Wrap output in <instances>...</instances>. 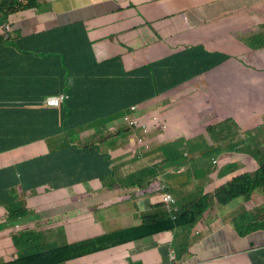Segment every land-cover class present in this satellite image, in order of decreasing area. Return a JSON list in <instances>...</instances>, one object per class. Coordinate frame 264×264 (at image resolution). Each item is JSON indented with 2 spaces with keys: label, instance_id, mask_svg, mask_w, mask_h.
I'll return each instance as SVG.
<instances>
[{
  "label": "crops",
  "instance_id": "1",
  "mask_svg": "<svg viewBox=\"0 0 264 264\" xmlns=\"http://www.w3.org/2000/svg\"><path fill=\"white\" fill-rule=\"evenodd\" d=\"M263 2L242 0L236 5L235 0H48L35 10L10 16L8 37L16 39H31L45 31L61 34L64 33L63 26L79 24L93 43L96 61L108 66L109 60L119 59L116 70L122 73L135 72L149 63L169 58L188 48L192 41L194 45L198 43L206 32L215 39L216 50L246 61L232 60L223 64L224 71L235 82L245 70V81L257 88L261 96L258 107H249L248 103L241 106L239 94L235 102L222 99L236 89L221 84L212 95L211 91H205L210 95L206 100V95L183 99L174 91L155 98L151 113L160 114L167 123L166 132L157 146L167 147L166 151L173 149L170 154L175 158L169 167L164 166L168 161L164 163L163 153L151 151L135 157L133 152L124 151L127 136L101 143L108 135L105 129L100 134L92 128L82 129L65 136V140L58 135L33 142L36 139L21 136L22 145L4 153L0 151V173L18 167L16 175L11 177L0 174V179L5 180L0 185V219L10 215L8 206L16 209L14 193L9 190L12 185L9 184L19 182L26 192L23 194L17 190L22 199V204L17 205L29 212L32 204L45 207L41 215H36L41 219L38 229L57 245H72L139 226L146 215L144 213L159 204L160 193L137 198L138 189L133 186L104 187L99 179H95L106 174L104 162L96 154L87 155L83 150L91 145L100 146L102 154L111 155L119 181L140 171H146L148 177L151 176L149 180L154 178L152 175L162 176L159 180L163 189L168 190L167 194L177 202L179 197L188 201L198 198L199 194L211 196L217 187L244 172V169L236 171L240 166L246 171H254L258 163L249 156L256 154L254 149L258 150L259 159L264 163V142L258 143L254 137L247 136L245 142L238 143L237 112L240 106L246 108L244 115L247 118L240 125L249 124L253 129L264 127V87H258L261 81L264 82V55L255 52L248 60L245 52L249 50L235 34H250L253 30L252 26L246 28L243 24L250 15L240 9ZM224 22L226 27L222 28ZM235 24L238 26L232 27ZM150 30L154 36L160 34L164 41L147 43L144 35ZM216 30L220 31L214 33ZM163 35L174 37L180 46L174 48L175 43ZM196 102L198 106L194 107ZM175 104H180L181 108ZM183 109L184 117H181L179 113ZM228 120L236 125L207 130L222 121L226 124ZM112 124L120 125V120ZM34 131L40 135L41 127ZM208 132L212 135L209 136ZM184 140L186 145L183 146ZM243 147L245 153L233 150ZM38 159L41 163L28 165ZM214 160L219 164L212 166ZM180 164L184 166L176 171ZM33 168H37L41 181L40 188L35 191L31 188ZM149 169L152 175L148 174ZM121 196L131 199L118 202ZM160 207L151 215L161 216L166 208L170 209ZM244 210H255L258 220L264 219V192H256L249 202L234 201L224 207L211 201L209 212L191 229L144 237L67 264H170L171 254L177 255V264H264V231L243 239L234 228L233 220Z\"/></svg>",
  "mask_w": 264,
  "mask_h": 264
},
{
  "label": "trees",
  "instance_id": "2",
  "mask_svg": "<svg viewBox=\"0 0 264 264\" xmlns=\"http://www.w3.org/2000/svg\"><path fill=\"white\" fill-rule=\"evenodd\" d=\"M39 6V0H1V25L8 21L9 16ZM63 31L64 33L61 34L44 32L46 34H36L37 36L31 39L20 38L15 40L17 46L0 36L1 152L16 149L23 144L21 136L25 137L26 122L32 116H36L40 123L41 133L38 137L30 140H42L47 138L48 134L55 135L63 130L61 123L71 124L72 120L69 116L70 114L72 116L80 115L82 113L80 106L94 110L99 115L107 110L122 113L131 105L148 99L150 95L168 91L186 80L211 71L216 65V54H208L203 49L204 44L191 46L181 51L174 60H165L155 64L153 75L144 73L141 76V87L124 85L127 81L135 79V77L125 76L118 81L108 96L97 100L81 92L87 80L79 79L85 73L86 76L92 75L98 68L87 34L81 27L76 28V26L63 28ZM226 60L227 57L223 55L221 61L225 62ZM104 66L110 73L108 66ZM226 82L230 83L228 80ZM138 87H140L139 92L142 96H138L136 92ZM237 90L241 106H246L251 98L258 100L255 97V91L244 94L242 88ZM66 91H69L71 97L64 103L61 111L43 107L46 97L59 95ZM228 96L229 101L235 102L234 95L228 94ZM241 106L240 109H244ZM253 151L256 152L253 157L259 162V170L254 174H243L238 179H233L218 188L214 197L219 204L223 205L235 198H249L257 191L264 192V163L262 159H259L258 150L254 149ZM39 163H41L40 159L32 160L28 162V165L35 166ZM25 166L26 164L23 165V167ZM32 171L31 188L36 190L40 188L41 181L37 168H33ZM17 172L18 167L14 170L15 174ZM0 174L11 177L13 173L5 171ZM2 179H0V183ZM144 182L145 176L142 172L133 185L143 188ZM199 200L205 203L202 208L197 207ZM14 207L16 209L8 206L10 219H23L29 216L34 218V215L26 211L22 205L14 204ZM207 207L208 197H203L192 206L181 210L175 218L167 215L146 216L138 227L108 233L74 245L57 246L47 239L44 231L23 232L19 237H14L12 242L17 249L24 247L23 253L15 260L0 264H64L81 257L94 255L110 247L174 229L180 223L187 222L192 225L200 219ZM257 229L264 230V223L257 226Z\"/></svg>",
  "mask_w": 264,
  "mask_h": 264
},
{
  "label": "clouds",
  "instance_id": "3",
  "mask_svg": "<svg viewBox=\"0 0 264 264\" xmlns=\"http://www.w3.org/2000/svg\"><path fill=\"white\" fill-rule=\"evenodd\" d=\"M39 1H40V6H41L42 4L46 3L48 0H39ZM258 6L264 7V2H263V4H260ZM35 9H37V8H35ZM35 9H32V10H35ZM247 9H249V8L247 7ZM32 10H29V11H32ZM240 10L246 12L244 8H242ZM29 11H25V12H29ZM25 12H21L18 14H22ZM18 14H14V15H18ZM1 19H2V16H1L0 20ZM79 21H84V20H79ZM8 23L9 22L7 21L5 24L0 26L1 27L0 28V36L4 37L6 40L14 43L15 46H17V44L15 43V40H17V39L12 38V37H10V38L8 37L9 36L8 32H10ZM71 26H76V28H78L79 24H77V25L71 24V25L63 26L62 28L71 27ZM252 29L253 30H251L250 34H245V35L239 34V36H237L238 40L250 52H252V53L260 52L262 57H263V55H264V28L256 30V23H253ZM45 32H47V31H45ZM42 33H44V32H42ZM163 36H165L169 42L173 41L175 43L174 48L177 49L180 46V43L178 41H176L174 39V37H172L170 35H163ZM244 36L248 37L247 40L243 39ZM87 39H88V42L91 44V50L93 52L92 55L94 58L95 54L93 51V43L91 41H89V38H87ZM154 39L161 41V42L164 41V39L162 38V36L160 34L155 35ZM249 41H252L253 44H249ZM146 42L148 43L149 41L146 39ZM199 44H201V40L199 41V43H197L195 45L189 44V47L199 46ZM215 48H216V41L214 38L209 36L203 49L208 54H216V65L211 71L200 74V75H198L192 79L186 80L182 84H180V85H178L172 89H169L168 91L161 92V93H155L153 95H150L148 97V99L144 100L143 102L131 105L127 110H125L122 113H117L113 110H107L103 114L99 115L94 110L88 109L84 106H80V109L82 111V113L80 115L72 116V114H70L69 118L72 120L71 124H67L66 122L61 123L63 130H60L55 135L48 134V137L45 139H42V140H46L48 138L56 137L58 135H62L64 140H65V136H67L71 133H74L75 131H79L82 129L84 130L87 128L95 129L98 134L103 133L104 132L103 129H105L106 132H108V135L106 136L104 141L101 143H107V141L111 140V139H118L120 136H127L128 140H127L126 144L123 145V148L128 147V151L133 152L132 154H134L135 157H141L144 153H149V152L153 151L154 147L156 145L160 144V141L163 138L162 134H164L166 132V129H167V123L164 120L163 116H161L160 114H157V113H149V114L146 113L147 109L153 110L154 107L152 105H151V107H147V106H148V104H153V101L155 98L160 97L162 95H165L167 93H170L172 91H175L176 95L181 94L183 96V99H186V98L194 99L198 95H206V93H205L206 90L211 91L210 95H212L214 92H216L218 90V88L221 84H228L229 86H232V83L234 82V80L224 71L226 67H224L222 65L223 64L225 65L226 63H228L232 60H237L241 63L243 59L239 58V57H237L231 53H227V52L222 51V50H216ZM186 49H184V50H186ZM181 51H183V50H181ZM181 51L175 53L173 56H171L169 58L160 60L158 62L155 61V62L149 63V65L143 66V67L137 69V71H135V72L132 71V72H127V73H122V72L116 70L118 61L120 62L119 59L118 60L112 59V60L108 61V69L110 71V73H109L106 70L104 64L97 62L96 59L94 58L95 62L98 65V68H97V70L94 71V73L92 75L86 76L87 74L85 73L84 75L79 77L80 80H85V81L87 80V82L85 83L81 92L84 93L86 96H91V97L96 98L97 100H100V99L108 96L112 92V90L114 89V86L118 83V81L125 76L126 77H135V79L131 80V81H127L124 85L129 86V87H134V86L138 85L141 87V81H142L141 76L144 73L149 74V75H153L155 64L160 63V62L165 61V60H174L181 53ZM223 55L227 57V60L225 62L221 61V58ZM99 65L101 66L102 69L99 67ZM220 66H222V67L219 68ZM200 77L203 78V81L200 83V90L197 92L194 88H192V86H193V82ZM227 80L230 81V83L226 82ZM206 82H208V83H206ZM104 85L107 87H105ZM140 87H138L136 89L138 96H142V94L139 92ZM260 87H264V82H262V81L260 82ZM256 89H255V91H256ZM228 94H232L235 96V99H238L237 94H239V93H238L237 89L228 93ZM228 94L225 95L222 99L229 101ZM206 96H205V100L209 97L208 95H206ZM70 97L71 96L69 94V91L61 93L59 95L48 96L43 101V107L46 109H50V110L54 109V111H61L63 106H64V103L67 102L70 99ZM196 106H198L197 102L195 103L194 107H196ZM116 120H120V125L112 124ZM73 123H75V124H73ZM52 124H54V122H52ZM38 127H40V123L38 122L36 116H32L31 119H27L26 126L24 128L25 132H26V135L24 138L31 139L33 136H38L39 133L37 131H34V129L38 128ZM211 128H212V126H209L207 128V130L209 129L211 131L212 130ZM259 129H260V131H263L264 127L261 126V127H259ZM208 134H209V136L212 135L210 132H208ZM33 142H37V141L33 140ZM154 142H156V143H154ZM127 143H129V144H127ZM68 147L69 146L67 145V148ZM163 148L164 149H163L162 153H163L164 163H165V161H168L164 164V166L169 167V166H171V164H173L174 159H175L170 154V151L173 149H171L170 151H166L167 147L163 146ZM12 150H14V149H12ZM83 150L86 152L87 155L96 154V156H98V159H100L104 162V170H105L106 174H103L100 177L95 178V179H99L103 183L104 187H106V188L111 187V189H117V188L124 187L126 185L127 186H133L134 188L138 189V192L135 194V197H137V198H141L144 195H148V194L153 193V192H159L160 193L159 204L152 206L150 209H152L154 207H159L161 209L160 206H164L165 208L167 206L170 209L168 210L166 208L165 214H163L161 216L167 215L171 218H175L177 213H179L181 211V208H179L177 205V201H175L176 199H174L170 194H167V192H169L168 190L163 189L164 186H162V182H161V180H159V176L156 175V177L152 178V180H149L147 172L146 171H140V172H138L132 176L127 177L123 181H119L118 176H117L115 169H114V163H113V160L111 158V155L102 154L101 153V147L95 146V145L84 147ZM233 150L241 152L237 148H233ZM185 151H186V149H184L183 153ZM5 152H7V151H5ZM1 153H4V152H1ZM242 153H245V152H242ZM249 156L250 157L254 156V154H252V155L250 154ZM253 159L258 164L257 165L255 164L256 169L254 171H249V173L254 174L259 170L260 165H259V162L254 157L252 158V161H253ZM107 162L109 163L108 165H107ZM169 163H170V165H169ZM218 164H219V161L214 160L212 166L218 165ZM182 166H184V164H180L177 167L176 171H178L180 169V167H182ZM15 168L16 167L10 168L11 172L13 173L12 175H16L14 173ZM232 168H233V166H232ZM5 171H7V170H4L2 173H4ZM142 172L145 176V182L143 184V188L139 187L138 185H133V183L137 182L138 176ZM244 174H246V172H244ZM102 177H104L105 179L102 180L101 179ZM233 179L234 178H232L228 182L232 181ZM4 182H5V180L2 179V182L0 183V185H2ZM155 184L156 185L159 184V186L156 188V187H154ZM220 187H217V189L213 192V194L211 196H209L208 194L204 195V197H208V207L207 208L210 209V202L211 201H214L219 206H227V205H229L230 202H234V201L249 202L251 200L252 196L256 193V192H254L249 198H242V197L235 198V199H232L229 202L222 205V204H219L214 197L216 191ZM152 188H155V189H152ZM18 189H20L23 194L26 192V189L24 188V186L19 182L15 183V186H13V184H12V187L9 188V190H11L14 193L13 197H14L15 202L19 198V195L17 194ZM33 191H35V190H33ZM164 192H166V193H164ZM257 192H260V191H257ZM129 199H131V198H128L127 196H121L120 198H118V202H122L124 200H129ZM197 199H199V198H197ZM36 207L37 208L42 207V205L40 204ZM43 211H41V212H43ZM155 212H157V211H155ZM151 213H154V212H149V211L146 212L145 213L146 215L143 217V219L146 216H151ZM204 214L205 213L203 212L201 214L200 219L197 220L192 225L188 224L187 222L186 223H180V225L178 227H175L174 229L162 231L159 233L174 232L175 230H180V229H191L197 223H199L200 221L203 220ZM255 214H256L255 210L254 211L244 210L243 212L240 213V215H238L233 220L234 228L238 234L244 235V234L255 233L257 231H260L257 229V226L263 224L264 219L258 220V218L255 216ZM33 215H34V217H37L36 214H33ZM158 217H160V216H158ZM4 219H6V221H8L10 224H16V225H14L15 227L20 226V222L17 220H23V222L26 221V224L23 225L24 227L21 226L18 231L22 230L23 232L29 231V232H35V233L41 231L38 229L40 221L39 220L33 221V218L30 216L27 218H23V219L13 220V219H10L9 215H6L4 217ZM143 219H142V221H143ZM126 230H128V229H126ZM120 231H122V230H120ZM262 231H264V230H262ZM18 233L19 232H17V234ZM159 233L153 234L151 236L157 235ZM47 239L52 241V242H55L52 238L47 237ZM89 239H92V238H89ZM89 239H85V240H89ZM83 241L84 240H82L81 242H83ZM11 242H13V241H11ZM61 245H67V244L64 243ZM61 245H57V246H61ZM72 245H74V244H72ZM12 246H13V244H12ZM110 248H112V247H110ZM85 257H88V256H85ZM85 257H81V258H78V259H75L72 261H68V262H65L64 264H67V263H70V262H73V261H76V260H79V259H82ZM12 260H15V259H12ZM12 260H10V261H12ZM10 261H7V262H10ZM170 264H177V255L176 254H175V256H174V254L170 255Z\"/></svg>",
  "mask_w": 264,
  "mask_h": 264
},
{
  "label": "rangeland",
  "instance_id": "4",
  "mask_svg": "<svg viewBox=\"0 0 264 264\" xmlns=\"http://www.w3.org/2000/svg\"><path fill=\"white\" fill-rule=\"evenodd\" d=\"M242 0H235V3L236 5ZM1 2V1H0ZM247 7L249 9H247ZM245 9V11L250 15L248 17H250V19L246 20L245 18V22L243 23L246 28H248V26H252L253 23H256V30H259V29H263L264 28V7H259V6H256L255 5H252V4H249L245 7H243ZM238 26V24H235L233 25L232 27H236ZM226 27V22L223 23L222 25V28ZM1 28V27H0ZM218 31L220 30H216L214 31V33H217ZM194 33V32H192ZM195 34V33H194ZM237 36H239L238 32L235 33ZM210 36V34L208 33H203L202 36H201V44H206L207 42V39L208 37ZM144 37L149 41V42H154V34H153V31L150 30L148 31V33H146L144 35ZM248 37L244 36L243 39L244 40H247ZM263 38V37H262ZM199 43V42H198ZM197 44V43H196ZM249 44H253L252 41H249ZM190 45H194V42L192 41L190 43ZM246 56L248 58V60L253 56L252 55V52L250 51H247L246 50ZM243 63H246L245 60H242ZM247 77V73L245 70H242V72L239 74V78L236 79L235 82L232 83V86H234L235 89H239V88H242L244 90V94H250V93H253L255 91L254 88L250 87V85L247 83V81H245V78ZM262 78V77H261ZM212 79V78H211ZM203 81V78H198L196 79L194 82H193V86L192 88H194L197 92L200 90V83ZM208 83V82H206ZM260 86V84H258V87ZM262 88V87H260ZM215 93V92H214ZM174 94H176V92L174 91ZM261 96V93L259 90H256L255 91V97L256 99L260 98ZM260 103V99L258 100H253L251 98V100L249 101L248 105L249 107H252V106H256L258 107V104ZM152 104H148L147 107H151ZM175 107L177 108H181L180 107V104H175L174 105ZM260 106V105H259ZM185 109H183L182 111H180V116L181 117H184L183 114H184V111ZM245 110L246 108L244 109H239L237 112H239V125H238V134L239 137H238V143H241V142H245L246 139H247V136L250 137H254L255 140L258 142V143H263L264 142V133L262 131H260V129H253L251 126H249V124H246V125H240L242 122L245 121V119L247 118V116H245ZM152 111L150 109H147L146 113H151ZM193 113L194 115L196 114L198 116V113L193 110ZM231 113V112H230ZM143 116V115H142ZM141 117V116H140ZM263 118V122H264V116H262ZM229 122L228 123H224V121H222L220 124H214L212 125V128L211 129H214V130H217L219 128H221V126H226V125H229V124H232L231 120H228ZM232 125H236V124H232ZM209 126V125H208ZM262 132V134H261ZM110 133V132H109ZM253 134V136H252ZM258 134V135H257ZM156 143V142H154ZM186 145V140H184L183 142V146ZM157 146V145H156ZM163 146H157L154 148L153 151H155V153H158V154H162L163 152ZM125 150H128V147L124 148V151ZM241 152H246V149L245 147L239 149ZM233 169H235V167L233 166ZM232 169V170H233ZM240 169H244V172L246 171L245 168H242L241 166L238 167L236 169V171H239ZM244 172L242 173H237L235 176H234V179H238L241 175L244 174ZM246 173H249V171H246ZM148 174L149 175H152V170L149 169L148 170ZM153 177H156V175H152ZM162 176H159V178H161ZM151 178V176L148 177V179ZM154 187H158L156 184L154 185ZM205 194H199L198 195V198L201 199L204 197ZM197 197H194L193 199L191 200H186L185 198L183 197H179L178 198V202H177V205L179 208H181V210L187 208V207H190L192 206L195 202H197ZM22 199L21 198H18L16 200V203L17 204H22ZM204 202L202 200H199L198 203H197V207L198 208H202L204 206ZM220 207H224V206H220ZM45 209V207H36V205H33L32 204V210H31V214H36V215H41V211H43ZM160 208L159 207H154L152 209L149 210V212H155V211H158ZM209 212V208H206V210L204 211L205 214H207ZM145 214V213H144ZM5 217V216H4ZM37 220H40L39 217H34L33 218V221H37ZM20 222V226L19 227H15L14 225L16 224H10L8 221H6V219H0V263H4V262H7V261H10L12 259H16L17 256L21 255L24 251V247H19L18 249L16 248V246H12V242L11 241H14V237H19L20 235H22L23 231L20 230V227H24L23 225L26 224V221L23 222V220H17ZM17 232H19L17 234ZM254 233H249V234H244V235H241L239 234V236L243 239H245L246 237L252 235ZM58 239V238H57ZM56 239V241H57Z\"/></svg>",
  "mask_w": 264,
  "mask_h": 264
}]
</instances>
